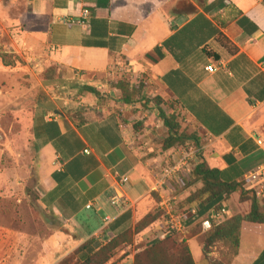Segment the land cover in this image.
Instances as JSON below:
<instances>
[{"label":"crops","instance_id":"crops-1","mask_svg":"<svg viewBox=\"0 0 264 264\" xmlns=\"http://www.w3.org/2000/svg\"><path fill=\"white\" fill-rule=\"evenodd\" d=\"M184 1L186 7L171 12L175 0H28L26 37L47 46L51 65L76 94L38 105L32 121L50 231L40 264H60L94 239L77 254L83 261L158 208L151 195L160 159L144 158L136 145L140 115L132 110L140 103L124 104L112 86L127 76L175 102L203 130L209 140L204 157L224 181L252 187L248 175L264 165V2ZM84 9L91 11L89 26L67 23ZM211 65L214 73L206 70ZM116 172L128 179L120 189ZM117 191L127 199L125 208L111 201ZM222 205L230 218L238 214L232 200ZM165 226L159 219L136 238L151 244ZM180 235L195 263L205 261L190 247L199 240L204 251L200 224L192 220ZM137 251L121 264H134ZM228 264H264V237L243 232Z\"/></svg>","mask_w":264,"mask_h":264},{"label":"rangeland","instance_id":"rangeland-1","mask_svg":"<svg viewBox=\"0 0 264 264\" xmlns=\"http://www.w3.org/2000/svg\"><path fill=\"white\" fill-rule=\"evenodd\" d=\"M186 6L187 1L183 3L175 0L170 10L178 12ZM29 7L28 0H0V54L7 55L16 63L5 67L0 61V264H40L44 256L43 242L50 231L45 225L47 212L40 203L41 153L32 136V121L38 105H48L55 96L69 98L75 94H72L70 83L63 79L64 72L55 80L60 74L58 75L55 65L50 63L47 46L39 47L26 37ZM50 74L55 77L53 80L48 79ZM126 78L132 81L129 76ZM102 81L108 84L106 89L109 90L110 81ZM141 83L145 86L144 100L139 108L132 110L140 115L135 123V133L140 134L141 139L136 142L137 147L146 154L144 158L159 157V162L154 166L158 179L162 170L178 160L183 150L192 154L193 159L189 163L193 166L194 161L201 154L204 155L209 142L203 130L189 121L175 102H165L154 97L151 85ZM160 109L174 115L181 125V132L187 137H193L163 155L162 144L168 136V129L160 119ZM146 130L149 132L146 133ZM180 175L181 178L182 174ZM176 182H180V179ZM185 195L186 189L183 188L178 194L179 204L183 202ZM158 197H155L157 202ZM179 208L183 209L181 204ZM155 211L164 215L160 206ZM161 219L167 225V218L163 216ZM164 232L166 226L163 235ZM163 235L161 233L159 237ZM202 237L203 235L200 236L201 242ZM141 245L147 243L141 244L135 237L132 243L120 248L110 263L119 258H128ZM190 247L196 258L203 256L199 240L192 241ZM212 251L211 258L217 263L228 264L234 257V251L223 244L215 245ZM205 261L200 264H211L210 261ZM81 262L73 254L60 264Z\"/></svg>","mask_w":264,"mask_h":264},{"label":"trees","instance_id":"trees-1","mask_svg":"<svg viewBox=\"0 0 264 264\" xmlns=\"http://www.w3.org/2000/svg\"><path fill=\"white\" fill-rule=\"evenodd\" d=\"M0 61L5 67L16 64L4 54H0ZM48 70L51 72L50 69ZM55 71L57 73L56 69ZM59 77L60 75L55 78L50 74L48 79L58 80ZM143 84L134 85L125 78L112 83V86L121 92V102L132 105L143 102L145 88ZM85 89L98 95L97 91L91 87H85ZM159 116L168 129V136L162 144V154H167L172 149L179 147L180 144H184L187 139L193 138L187 137L184 132H181V125L174 115H169L160 109ZM170 186L174 188L177 195L181 189H186V195L182 198L183 202L180 203L183 209L179 208L180 204L177 206L178 209L182 211L196 207L199 209L201 217L206 216L212 206L221 207L225 200H232L237 206V215L221 225H214L210 232L203 234L204 258L211 264H221L211 258L215 245L223 244L231 248L235 255L241 246L243 232L264 237V203L259 202L255 190L250 187L248 182L224 181L221 172L212 168L203 154L194 161L191 175H182L180 182L173 181ZM194 186L197 187L193 189ZM151 196L154 199L159 196V201H156L159 206L161 202L159 193L153 192ZM208 208L210 209L207 211ZM162 217V213L158 211L148 214L137 222L135 229H130L106 245L99 247L80 264H109L120 248L125 244L132 243L138 234ZM181 239L180 234L170 233L163 235L161 239L151 244L141 245L135 255L134 264H196L188 246ZM94 244V239L89 240L77 250L76 255L90 249ZM122 260L124 259L119 258L110 264H121Z\"/></svg>","mask_w":264,"mask_h":264},{"label":"built area","instance_id":"built-area-1","mask_svg":"<svg viewBox=\"0 0 264 264\" xmlns=\"http://www.w3.org/2000/svg\"><path fill=\"white\" fill-rule=\"evenodd\" d=\"M264 2V0H261ZM91 18V11L84 9L80 18L74 20H68L70 25L89 26ZM207 72L214 73L216 68L211 65L206 68ZM261 144V142H259ZM89 153V151H87ZM192 154L183 150L180 153L178 160H175L171 165L169 164L162 170L160 178L157 180L154 187V192L159 193L161 202L159 204L161 211L167 218L166 232L165 234L177 233L182 234L189 231L192 224V220L197 221L200 224L201 233L206 234L210 232L214 225H221L230 219V213L227 206L213 207L209 210L206 216L201 217L199 209L194 207L180 211L178 209L179 199L175 193L174 188L170 186V183L174 180L180 179V174H191L193 166L190 162L192 160ZM196 161V160H195ZM117 187L120 189L127 182V177L120 175L116 172ZM251 183L252 188L255 190V194L260 203H264V165L259 166L256 171L250 173L247 177ZM112 203L117 208H125L128 205L127 199L124 195L117 191L112 197Z\"/></svg>","mask_w":264,"mask_h":264}]
</instances>
